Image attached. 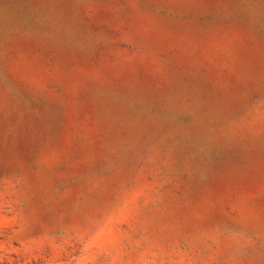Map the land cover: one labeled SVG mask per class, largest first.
<instances>
[{
  "label": "rangeland",
  "instance_id": "obj_1",
  "mask_svg": "<svg viewBox=\"0 0 264 264\" xmlns=\"http://www.w3.org/2000/svg\"><path fill=\"white\" fill-rule=\"evenodd\" d=\"M0 264H264V0H0Z\"/></svg>",
  "mask_w": 264,
  "mask_h": 264
}]
</instances>
